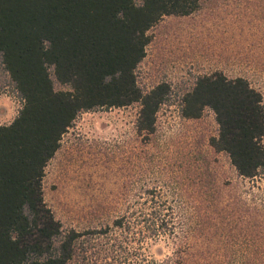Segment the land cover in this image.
I'll return each mask as SVG.
<instances>
[{
    "label": "rangeland",
    "instance_id": "374dc122",
    "mask_svg": "<svg viewBox=\"0 0 264 264\" xmlns=\"http://www.w3.org/2000/svg\"><path fill=\"white\" fill-rule=\"evenodd\" d=\"M149 36L138 83L145 92L171 87L154 133L138 131L140 103L82 113L46 168L47 206L65 230L111 228L112 235L93 241L91 264H125L122 232L112 226L130 209L154 206L164 208L174 233L133 243L137 257L264 264V171L243 179L228 155L215 151L213 111L182 115L197 80L216 72L246 78L264 97V0H202L189 16L164 17ZM22 105L0 63V125L11 124Z\"/></svg>",
    "mask_w": 264,
    "mask_h": 264
},
{
    "label": "trees",
    "instance_id": "16d2710c",
    "mask_svg": "<svg viewBox=\"0 0 264 264\" xmlns=\"http://www.w3.org/2000/svg\"><path fill=\"white\" fill-rule=\"evenodd\" d=\"M201 1L0 0V63L23 101L15 120L0 125V264L94 261L93 241L110 236L111 228L65 230L44 200L46 168L85 112L140 103L138 131L154 133L171 87L162 83L145 92L138 83L149 31L166 16L193 14ZM206 109L219 127L210 145L228 155L241 178L258 177L264 171L263 94L244 77L216 72L197 80L182 115L198 119ZM146 210L130 209L112 226L122 232L125 264H159L137 257L132 244L174 233L164 208Z\"/></svg>",
    "mask_w": 264,
    "mask_h": 264
}]
</instances>
